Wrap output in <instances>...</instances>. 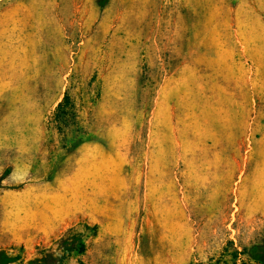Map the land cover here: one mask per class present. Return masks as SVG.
Here are the masks:
<instances>
[{
    "label": "rangeland",
    "instance_id": "374dc122",
    "mask_svg": "<svg viewBox=\"0 0 264 264\" xmlns=\"http://www.w3.org/2000/svg\"><path fill=\"white\" fill-rule=\"evenodd\" d=\"M263 243L264 0H0L11 264H258Z\"/></svg>",
    "mask_w": 264,
    "mask_h": 264
},
{
    "label": "trees",
    "instance_id": "16d2710c",
    "mask_svg": "<svg viewBox=\"0 0 264 264\" xmlns=\"http://www.w3.org/2000/svg\"><path fill=\"white\" fill-rule=\"evenodd\" d=\"M70 95L67 92L64 97V101L60 103L59 109L64 108L65 103L69 100ZM251 259L258 264H264V243L255 244L249 251ZM20 259V256H12L5 250H0V264H11ZM39 261V260H37ZM37 261H30L29 264H36Z\"/></svg>",
    "mask_w": 264,
    "mask_h": 264
}]
</instances>
